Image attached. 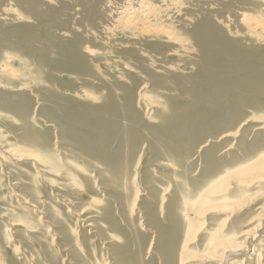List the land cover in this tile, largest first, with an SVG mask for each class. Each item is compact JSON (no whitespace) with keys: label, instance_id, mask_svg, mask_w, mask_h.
<instances>
[{"label":"bare ground","instance_id":"1","mask_svg":"<svg viewBox=\"0 0 264 264\" xmlns=\"http://www.w3.org/2000/svg\"><path fill=\"white\" fill-rule=\"evenodd\" d=\"M0 46V143L30 162L11 227L69 233L0 264H264V201L237 221L264 183V0H0Z\"/></svg>","mask_w":264,"mask_h":264},{"label":"rangeland","instance_id":"2","mask_svg":"<svg viewBox=\"0 0 264 264\" xmlns=\"http://www.w3.org/2000/svg\"><path fill=\"white\" fill-rule=\"evenodd\" d=\"M9 24H10V26L13 27L12 24H14V23L9 22ZM4 52H5V56L8 54V55H12L15 58L13 65H12L13 68L14 69L20 68V66L22 64V60L18 57H15V55L11 53V50L3 49V47L0 46V53H1L0 57L4 54ZM5 56H4V59H6ZM174 58H177L178 60L179 59L182 60V57L180 55L175 56ZM3 60L0 58V64L6 63ZM131 63H133L132 65L136 66V64L134 62H131ZM7 64H11V63L7 61ZM108 64L106 63L104 65V67L107 70L112 67V64H110V63H108ZM131 76H136V75H131ZM144 80H142L141 84H140V87L143 90L146 89L145 86H148V85H146L147 82H145ZM7 88H10V87H7ZM147 89H149V86L147 87ZM18 98L21 99L20 96ZM33 98L34 97L32 96V99ZM23 102H26L29 104L33 103L30 100L29 101L28 100L23 101ZM34 103H35V105H37V101L35 98H34ZM40 103H42V102H40ZM40 107H41V105H40ZM35 113L37 114V116L35 115V117H36L35 120L37 121V117H39L40 111L37 110V112H35ZM0 134L2 137L9 138V140L13 141L14 143H15L14 139L18 136V134L16 132H14L13 129L7 127L6 125H1V124H0ZM21 146H23V145H21ZM7 147L8 146H5L2 143H0V248L3 251V254L9 258L10 257H16V255L18 257L20 254H22V252L20 251L18 246H21L23 244V246H31L33 248L32 254H34L36 256H38V254H41L44 259L48 258V260H50L51 257L49 256V254H51V253H53L56 256L62 255L64 253V252H62V250H63L62 244L67 243L66 240L68 239L69 233H66V232L63 233L61 230H59L58 232H59L60 237L59 238L57 237V242H59L60 244L58 243V245H56L54 243L55 245L53 244V245H50L48 247L47 246L42 247L43 240L46 244H50L49 240L51 241V235L53 236V233L51 234V232H49V233L44 234L42 236L43 233L41 234L40 230L38 229L36 232L38 233L37 235L41 239L39 240V242H38L39 246L37 247V245H35V242H33L31 239H30L31 240L30 243H28V240H29L28 233H26L23 228L20 227L18 229H12L11 220H14V219L18 220L20 218V219L30 221L31 219H33V217L31 216V213H30L32 211V208H30V206H28L24 203L25 201L28 202V200L24 199L23 197L21 198V196H23L22 195V192L24 191L23 189L25 188V190H27L28 184L30 185V183L26 180L28 175L25 173V171L29 169V167L27 165H29L30 162H27V161L14 162L11 159V157L5 153L7 151L6 150ZM17 182H20L21 184H19L18 187H15V185H17ZM44 188H46V187L44 186ZM246 192H248V193H246V198L251 197V198H255V199H253L254 201H252L248 206H246L242 210L243 215L241 217H239V219H237V221L238 220L244 221V225L245 224L246 225L251 224L250 220L252 219L251 220V222H252L254 217H256V215L259 212H261V209H260V208H262L261 204L264 201V198H262V195L264 196V194H263L264 193V183L259 185V187L257 189H254L253 186L252 187L250 186L249 190ZM56 193L57 192H53L48 197L44 196L42 194H40L39 196H40V198H43V199L48 198V199H51L52 201H55V203L61 207V211L63 212V209L66 207L64 201H68V199L65 196V197L61 198L63 201H59V200H57L58 197L55 196ZM24 197L25 198L27 197L25 195V193H24ZM258 207H259V209H258ZM7 211L14 214V218L8 217L7 213H6ZM39 224L43 225L45 228L47 227L46 226V224H47L49 226V228L53 229V230H56L57 228H59L57 226V225H59V223H57V225H52V223H39ZM248 226H250V225H248ZM2 228L5 229V232L2 230ZM39 228H41V226H39ZM79 230H80V228H78V231ZM12 232L13 233L16 232V234H12ZM8 235H9V237H8ZM45 248H49V249L46 250ZM196 254H198V253H196ZM48 262H50V261H48ZM52 262H54L53 259L50 263L52 264ZM66 263H67L66 257H64V256H61L59 258V260L58 259L55 260V264H66ZM22 264H28V263H22Z\"/></svg>","mask_w":264,"mask_h":264}]
</instances>
